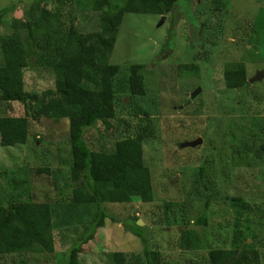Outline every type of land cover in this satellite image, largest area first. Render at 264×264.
Wrapping results in <instances>:
<instances>
[{
    "label": "rangeland",
    "instance_id": "obj_1",
    "mask_svg": "<svg viewBox=\"0 0 264 264\" xmlns=\"http://www.w3.org/2000/svg\"><path fill=\"white\" fill-rule=\"evenodd\" d=\"M33 1L0 0V9L11 5L0 35L24 31ZM45 2L82 32L98 26L97 14L76 0ZM110 62L143 64L145 93H127L120 78L113 116L98 119L84 139L90 149L111 152L117 140L143 132L153 200L143 203L115 184L104 204L108 218L81 245L79 264H112V252L140 253V239L124 227L134 221L161 264H209V250L232 248L237 231L264 264V75L249 82L264 71V0H177L172 13H125ZM235 62L244 64L248 83L229 89L223 70ZM23 80L25 90L41 93L54 89L55 75L29 66ZM0 115L25 112L0 100ZM26 118L25 143L0 145V196L50 205L54 251L0 255V264H64L96 208L72 202L67 120ZM203 213L205 224H196Z\"/></svg>",
    "mask_w": 264,
    "mask_h": 264
},
{
    "label": "trees",
    "instance_id": "obj_2",
    "mask_svg": "<svg viewBox=\"0 0 264 264\" xmlns=\"http://www.w3.org/2000/svg\"><path fill=\"white\" fill-rule=\"evenodd\" d=\"M42 1L51 0L33 1L23 32L0 35V100L17 102L25 112L19 117L0 115V145L25 143L27 116L67 120L72 202L96 208L83 238L67 250L64 264H79L81 245L92 239L96 228L108 218L104 204L115 184H121L129 197L143 203L153 200L151 173L143 159V132L117 140L114 150L106 152L90 149L84 131L98 119L113 116L120 78L127 93H145L143 64L110 62L123 15L172 13L177 0H76L79 7H89L97 14L98 26L91 32L80 31L74 19L66 23L59 11L41 6ZM10 9V4L0 9V21ZM29 66L51 70L54 89L41 93L25 90L23 74ZM178 68L190 70L191 66L181 64ZM223 79L229 89L247 85L244 64L227 63ZM204 167L202 164L199 168L201 178ZM22 185L15 181L16 187ZM195 223L205 224V214ZM124 227L140 239L143 247L140 253L131 255L112 252V264H161L159 252L147 247L143 228L135 221ZM236 235L232 248L209 250V264H260L257 247L248 244L239 231ZM53 251L50 205L45 201H9L0 196V255Z\"/></svg>",
    "mask_w": 264,
    "mask_h": 264
},
{
    "label": "water",
    "instance_id": "obj_3",
    "mask_svg": "<svg viewBox=\"0 0 264 264\" xmlns=\"http://www.w3.org/2000/svg\"><path fill=\"white\" fill-rule=\"evenodd\" d=\"M264 75V71H259L253 78H251L250 80H249V82H252V81H255L256 79L258 80L261 76H263ZM198 143H200V140H196V141H194V142H190V143H188V145H190V146H194V145H197ZM136 224L138 225V226H141V224L142 223H140V222H136Z\"/></svg>",
    "mask_w": 264,
    "mask_h": 264
}]
</instances>
